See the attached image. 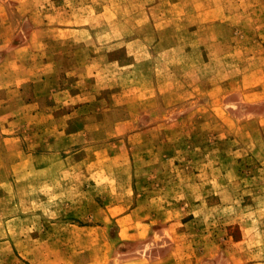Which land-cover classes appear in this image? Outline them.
I'll list each match as a JSON object with an SVG mask.
<instances>
[{"label":"rangeland","instance_id":"374dc122","mask_svg":"<svg viewBox=\"0 0 264 264\" xmlns=\"http://www.w3.org/2000/svg\"><path fill=\"white\" fill-rule=\"evenodd\" d=\"M0 264H264V0H0Z\"/></svg>","mask_w":264,"mask_h":264}]
</instances>
